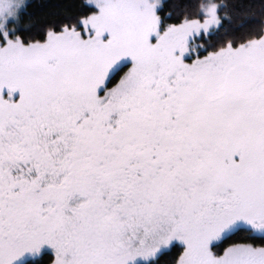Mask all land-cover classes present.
<instances>
[{"label":"snow or ice","instance_id":"1","mask_svg":"<svg viewBox=\"0 0 264 264\" xmlns=\"http://www.w3.org/2000/svg\"><path fill=\"white\" fill-rule=\"evenodd\" d=\"M0 264H264V0H0Z\"/></svg>","mask_w":264,"mask_h":264}]
</instances>
